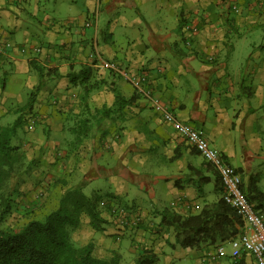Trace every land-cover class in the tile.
Instances as JSON below:
<instances>
[{
    "label": "crops",
    "instance_id": "0c3cea01",
    "mask_svg": "<svg viewBox=\"0 0 264 264\" xmlns=\"http://www.w3.org/2000/svg\"><path fill=\"white\" fill-rule=\"evenodd\" d=\"M78 1L81 5L75 11ZM101 1L106 12L112 8L116 15L114 24L108 21L107 33L99 27L98 16L85 26L87 13ZM146 1L0 0V44L11 45L0 55V124L15 119L16 109L38 83L28 61L52 68L55 76L43 75L32 113L26 115H32L30 123L23 125L31 151L41 152V169L36 166L32 171V186L41 187L46 202L51 201L46 212L56 208L64 190L75 185L84 189L91 180L107 178L110 191L98 205L106 227L93 230L87 241L134 260L143 249L167 257L169 248L192 253L197 264H254L246 251L232 256L228 240L221 242L223 254L215 262L204 257L213 244L186 249L176 243L173 227L161 222L160 211L195 212L203 204L199 199H207L210 190L216 196L207 200L217 201L222 197L219 176L148 100L136 94L127 77L115 75L99 62L112 61L129 77L145 79L152 94L179 120L204 132L237 170L244 191L253 200L261 194L264 205L258 175L259 161L264 159V0ZM125 5L136 9L134 19L120 14ZM39 6L47 7L41 15ZM150 10L156 13L153 17L148 16ZM118 24L136 33L127 46L114 45L112 30ZM184 24L195 26L194 32H186ZM84 65L104 76L105 95H92L94 106L114 108L110 85L123 97L134 98L104 118L100 128L93 125L92 136L74 146L70 120L80 110L79 86L69 82L67 73ZM18 83L20 94L14 89ZM205 183L212 188L205 189ZM128 184L133 186L131 196ZM100 190V184L93 188L96 193ZM122 194L130 203L116 201ZM117 204L138 214L135 228L121 229L113 223ZM236 228L241 230L240 225Z\"/></svg>",
    "mask_w": 264,
    "mask_h": 264
},
{
    "label": "trees",
    "instance_id": "16d2710c",
    "mask_svg": "<svg viewBox=\"0 0 264 264\" xmlns=\"http://www.w3.org/2000/svg\"><path fill=\"white\" fill-rule=\"evenodd\" d=\"M91 14L97 17L95 10ZM183 28L186 32L195 30V26L191 24H184ZM28 64L36 71L39 78L38 83L29 92L27 101L16 109L19 114L15 119L11 123L0 124V224L16 205L14 197L19 193L17 186L9 188L7 185H10L11 180L16 177L25 173L27 175L33 166L35 168L38 164H36L38 160H32L21 169L25 160V152L19 145L12 144V138L32 116L27 117L26 115L32 113L33 103L40 89L43 75L55 76L50 67L43 68L32 59L28 61ZM108 70L114 72L115 75H121L112 69ZM94 73L93 68L88 65L81 66L78 71L67 73L69 82L79 86L80 110L70 127V132L73 134V140L70 141L74 146L92 136L94 124L100 123L104 118H110L113 111L116 109L120 111L123 107L130 105L134 98L133 96L123 97L116 88L110 85L109 88L114 94L112 104L114 108L105 104L100 106L90 104V92L104 83V79L90 80ZM143 85L148 87V82L143 81ZM134 91L142 96L137 89L134 88ZM39 152L38 150L37 154ZM207 167L216 172L209 163ZM234 170L239 176L237 170ZM204 179L207 181L208 178ZM240 188L255 208L263 206L261 194L253 200L248 192L244 191L241 182ZM99 200L97 193L94 192L93 195L88 196L81 191L79 186H73L64 190L56 208L45 212L41 218L29 219L16 228L0 227V264H118L120 254L116 250L105 249L101 252L100 247L91 240L76 245L70 237L71 232L80 229L85 222L94 230L102 229L105 220L99 213ZM253 202L257 204L254 205ZM117 206L124 207L131 212L126 206L117 204L115 207ZM113 217L112 215L115 224ZM160 220L166 226L173 227L176 243L186 249L199 247L202 243L216 246L234 237L238 232L236 225L241 226L239 217L222 197L215 202L205 200L199 210L185 214L163 208L160 211ZM139 221L138 216L137 223L131 229L135 228ZM157 260V255L150 249H143L136 256L133 264H154Z\"/></svg>",
    "mask_w": 264,
    "mask_h": 264
},
{
    "label": "rangeland",
    "instance_id": "374dc122",
    "mask_svg": "<svg viewBox=\"0 0 264 264\" xmlns=\"http://www.w3.org/2000/svg\"><path fill=\"white\" fill-rule=\"evenodd\" d=\"M148 2H149V0L146 1V3H148ZM80 5H81L80 2L78 1V3L74 5L73 9L75 11H77L79 9ZM145 5L147 6V5H151V4L149 3V4H145ZM109 7L111 8V5H109ZM45 8H47V7L39 6V13L38 14L41 15ZM105 9H106V4H104V2L101 1L100 4L97 5V7L92 8V10L89 13H87L88 15L86 16L85 19H87L90 16V14L92 13V11L95 10L96 14L98 16L99 27H101L103 29V31L105 33H107L110 31L109 30L110 24L113 22L114 17L116 15L112 12V8L109 10V12H106ZM122 9L123 10L121 11L120 14L121 15L123 14L124 16L128 17L129 19H134L135 16H137L136 9L133 6H126L125 5L122 7ZM155 14L156 13L153 10H150V13L148 16L153 17ZM38 17L40 18V16H38ZM108 21H110L109 25H108ZM79 22H81V21H79ZM112 24H114V23H112ZM135 27L136 26H134V28ZM131 29L133 30L132 27L119 25V24L114 27V29L112 30V34H113V39L115 41V43H114L115 47H118L119 45L127 46V45H129V43H131L130 37H133L136 34ZM132 33H134V34H132ZM102 43H103V41L101 42V39L99 38V44L101 45ZM110 44H112V42H110ZM32 71L36 72L33 69H32ZM16 76H18V78H20V79L25 78V74H23V73H16ZM95 79L96 80H103L104 76H103L102 72L101 73L95 72L93 77L90 80H95ZM16 85H18V86H14V89L17 91L16 93L20 94L22 91L20 84L18 83ZM22 85H24V84L22 83ZM25 88L26 87H23L24 91H25ZM37 95H38V92H37L36 96ZM92 95L95 97L102 96L104 98V95H105L104 85L102 84L99 88L90 92L89 103L94 105ZM73 119L70 120V124H72ZM28 123H30V121L27 119L25 124H28ZM25 124H23V125H25ZM94 125H95V128H97V127L100 128L101 122L98 124H94ZM26 132H27L26 129L24 130L23 127H20L18 129L16 135L12 138V144L19 145L20 148L25 152V160H24V163H22L21 169L25 168L27 166V162L32 161V160L37 161L38 158H41V152H39L37 154L36 151H31V148H30L31 142L28 141L27 139H25L27 136L25 134ZM42 139H43V134L42 133L38 134V136L36 137V140H35V143L37 144V146L40 145ZM33 149H36V147ZM36 163H38L37 168L40 167V165H39L40 161L38 160ZM40 169H41V167H40ZM153 170H155V169H152L151 171H153ZM32 171H34V166L28 172L27 175H26V173L22 174L21 176L16 177L15 179L11 180L10 185H7V187L9 186V188L10 187L13 188V187L17 186V190H19V193L16 197H14L16 200V205H14V207L11 209L9 214L6 216L5 220L0 224V227H10V228L19 227L21 224H23L24 222H26L29 219L41 218L44 215V213L46 212V210L48 209L47 207H50L51 201L48 200L46 202V200L43 197L42 188L32 186L33 181H35V177L32 175ZM153 173H151V174H153ZM258 175L260 177V185L262 187H264V159H261L259 161ZM158 182L162 185L165 184L164 181H162V180H158ZM96 184H100V187H102V191L100 190L99 191L100 193L98 192L97 195L100 198H105V196H106L105 192L110 191L109 186H108L109 181L107 178L100 179V180H98V182L91 180L86 184L84 189H81V191L85 195L91 196L94 194L93 188L96 186ZM203 186L205 189L212 188L211 183H205ZM132 187H133L132 185L128 184V190H129L128 196H131L130 193L132 192ZM40 193L42 194V198L40 197ZM134 193H136V192H134ZM206 194L209 196V197H207V199H211V198H214L216 196V194L213 190H210ZM119 197H120V199H116V201L121 203L124 200L125 201L124 203H130L127 200V197L125 199V194H122ZM165 199L167 200V198H164V200ZM207 199H205V200L208 201ZM205 200L202 198V199H199V202L203 203ZM102 227H106V225L102 224ZM93 230L94 229L91 228L87 222H85L84 225L80 229L74 230L71 232V235H70L71 240L76 245H81V244L85 243L93 235L92 234ZM225 247L227 250H229L228 244L225 245ZM99 249L101 252H104V250H105L102 247H100ZM121 251H122V248L120 249V252ZM171 251H172V253H171ZM182 252H185V251L182 249H177L176 251H173V250H170L169 248H167V257L159 256L157 264H197V260L192 255V253L186 252L185 254H181ZM170 254H171V256H170ZM133 262H134L133 256L125 254L123 256L120 255V259L118 261V264H133Z\"/></svg>",
    "mask_w": 264,
    "mask_h": 264
},
{
    "label": "built area",
    "instance_id": "2783aa9c",
    "mask_svg": "<svg viewBox=\"0 0 264 264\" xmlns=\"http://www.w3.org/2000/svg\"><path fill=\"white\" fill-rule=\"evenodd\" d=\"M96 20V15L91 14L85 26H91ZM10 43L0 44V55L6 53ZM99 66L112 69L127 77L132 86L149 101L153 110L160 114L163 120L170 124L176 134L189 146H192L201 157L208 162L217 172L222 186V198L228 204L241 221V230L232 238L228 239L232 256L242 251L250 253L254 264H264V205L255 208L246 198L240 188V178L234 168L228 164L223 156L215 150L201 129L195 128L188 123L179 120L158 97L154 96L149 89L143 85V78L129 77L114 62L100 60ZM114 222L121 229L132 228L138 221V216L124 207H115L113 210ZM223 254L221 243L206 250L204 257L208 261L215 262Z\"/></svg>",
    "mask_w": 264,
    "mask_h": 264
}]
</instances>
